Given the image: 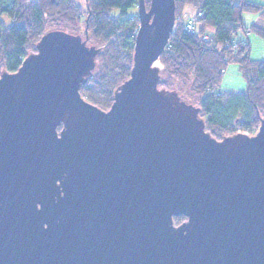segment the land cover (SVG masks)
<instances>
[{
    "label": "water",
    "instance_id": "obj_1",
    "mask_svg": "<svg viewBox=\"0 0 264 264\" xmlns=\"http://www.w3.org/2000/svg\"><path fill=\"white\" fill-rule=\"evenodd\" d=\"M137 9L107 110L80 93L101 47L78 33L45 32L0 74V264H264V117L213 137L158 86L175 0Z\"/></svg>",
    "mask_w": 264,
    "mask_h": 264
},
{
    "label": "trees",
    "instance_id": "obj_2",
    "mask_svg": "<svg viewBox=\"0 0 264 264\" xmlns=\"http://www.w3.org/2000/svg\"><path fill=\"white\" fill-rule=\"evenodd\" d=\"M144 1L148 7L150 0ZM175 2L177 24L159 56L163 67L158 86L174 89L175 80H180L178 93L196 97L199 117L204 118L205 129L217 139L257 129L264 117V58L251 60L249 44L236 37L248 29L264 38V29L253 25L245 28L242 22L244 13L264 17L263 6L251 0ZM137 3L138 0H85L82 6L75 0H0V73L4 69L16 71L21 61L36 51L45 32L65 30V26L75 28L82 23L101 51L80 93L99 108L108 109L114 92L130 75L139 22L136 15L128 12ZM185 6L202 13L195 33L183 31ZM205 29L212 30L207 41L201 37ZM230 63L237 64L246 82L243 90L221 86Z\"/></svg>",
    "mask_w": 264,
    "mask_h": 264
},
{
    "label": "rangeland",
    "instance_id": "obj_3",
    "mask_svg": "<svg viewBox=\"0 0 264 264\" xmlns=\"http://www.w3.org/2000/svg\"><path fill=\"white\" fill-rule=\"evenodd\" d=\"M76 2H78L80 5L84 6L85 5V0H75ZM138 4V3H137ZM186 10L187 11H192V8L190 6H185V12L183 13L182 16H185L186 14ZM137 12H138V9H137V5L133 8H131L128 12V15H136L137 16ZM191 17V16H190ZM186 20V19H185ZM6 22V24L9 23L8 20H4ZM183 21H184V17H183ZM176 24H177V21L175 19V28H176ZM62 28V27H61ZM63 29H66V30H69V31H72V32H75V33H78L81 35V37L83 39H85L87 37V45H94L95 47H101L100 45L97 46V44H94L93 41L89 38L88 34H87V31H86V34H85V30L82 26V23L79 24L78 26H76L75 28H72V27H69V26H65L63 27ZM205 30H208V29H205ZM243 35V32H239L238 33V36L241 37ZM171 37V35H170ZM250 39H251V56L252 58H256V59H261L264 57V38L262 37H259L258 35L254 34V33H251L250 34ZM158 65L160 67V69L163 67L160 60H158ZM229 66H232V67H236L238 68L237 64L235 63H230L226 70H225V74L223 76V81H222V87L223 89H228V90H234V91H239L243 88H245V80L244 78L239 74H233L234 72L232 71V67L231 68H228ZM3 71H6V69L2 70L1 73ZM0 73V74H1ZM182 83L180 80H175L174 82V89H170V90H179L180 87H181ZM169 90V89H168ZM178 92V91H177ZM178 95L184 99L186 102L188 103H191L193 105H195L196 103V97L195 96H187L186 93H182V94H179ZM184 95V96H183ZM196 106V105H195ZM109 109V108H108ZM104 110V109H103ZM107 110V109H106ZM202 119L204 120V118L202 117ZM258 128L257 129H254L250 132H243V131H238V132H241V133H246L248 135H254L256 132H257ZM179 217V216H178ZM183 219H176V217L173 219V223L175 226H177L178 224L182 223L183 221L186 220V218L184 216H182Z\"/></svg>",
    "mask_w": 264,
    "mask_h": 264
},
{
    "label": "crops",
    "instance_id": "obj_4",
    "mask_svg": "<svg viewBox=\"0 0 264 264\" xmlns=\"http://www.w3.org/2000/svg\"><path fill=\"white\" fill-rule=\"evenodd\" d=\"M251 1L261 4L263 6V9H264V0H251ZM184 12H185V8H184ZM194 13H195V11H193V10L192 11H187L186 10L185 16H182V17H184V22L186 21L185 19H187L190 16L194 15ZM242 22H243V25H244L245 28H249L250 26L253 25V26H257V27H260V28L264 29V17L261 16L260 14H258V13H255V14L244 13L242 15ZM208 31L210 33L212 32L211 29H208ZM251 33L252 32H250L248 29H246V32H243V35L241 37H239L237 35L236 40H242L243 42H247L249 44V46H250V54H249V56H250L251 60H261L264 57L261 58V59H256V58H252V56H251V50H252L251 43L252 42H251V39L249 37ZM231 67L232 66H229L228 68H231ZM232 68H233L232 71L234 72L233 74H238V72H239L238 68H236V67H232ZM224 74H225V71H224ZM224 74H223V76H224ZM239 74H240V72H239ZM222 81H223V78H222ZM221 86H222V84H221ZM243 89H241V90H243Z\"/></svg>",
    "mask_w": 264,
    "mask_h": 264
},
{
    "label": "built area",
    "instance_id": "obj_5",
    "mask_svg": "<svg viewBox=\"0 0 264 264\" xmlns=\"http://www.w3.org/2000/svg\"><path fill=\"white\" fill-rule=\"evenodd\" d=\"M202 13L200 11H197L192 15L191 17L187 18L186 21H183V31L189 32V33H195L196 32V23L198 18H200ZM175 31V26L173 28L172 33ZM171 33V34H172ZM211 33L208 30H205L202 34V40L207 41L210 39Z\"/></svg>",
    "mask_w": 264,
    "mask_h": 264
},
{
    "label": "bare ground",
    "instance_id": "obj_6",
    "mask_svg": "<svg viewBox=\"0 0 264 264\" xmlns=\"http://www.w3.org/2000/svg\"><path fill=\"white\" fill-rule=\"evenodd\" d=\"M158 64H159L158 62L155 63V65H158Z\"/></svg>",
    "mask_w": 264,
    "mask_h": 264
}]
</instances>
